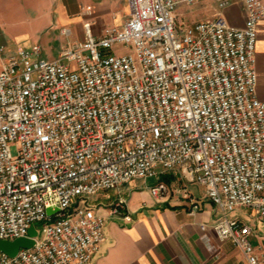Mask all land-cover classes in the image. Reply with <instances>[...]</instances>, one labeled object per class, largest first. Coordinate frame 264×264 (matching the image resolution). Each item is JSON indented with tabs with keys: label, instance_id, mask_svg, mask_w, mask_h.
Returning <instances> with one entry per match:
<instances>
[{
	"label": "built area",
	"instance_id": "built-area-1",
	"mask_svg": "<svg viewBox=\"0 0 264 264\" xmlns=\"http://www.w3.org/2000/svg\"><path fill=\"white\" fill-rule=\"evenodd\" d=\"M129 1L120 27L92 36L85 23L86 37L54 59L34 44L1 63L0 240L27 237L31 226L37 234L30 248L1 252L0 264L89 263L105 219L86 197L178 167L221 211L219 239L264 264L250 226L228 216L243 206L264 222V100L254 68L264 0H244L241 27L221 16L178 20V4L207 0ZM165 190L150 187L154 196ZM124 208L118 197L111 213L129 219Z\"/></svg>",
	"mask_w": 264,
	"mask_h": 264
},
{
	"label": "crops",
	"instance_id": "crops-1",
	"mask_svg": "<svg viewBox=\"0 0 264 264\" xmlns=\"http://www.w3.org/2000/svg\"><path fill=\"white\" fill-rule=\"evenodd\" d=\"M129 14V0H0V44L5 47L0 67L6 55L34 44L39 45L41 57L54 59L68 42L86 37L85 23L92 36H99L105 27H120ZM176 14L184 24L221 16L230 26L241 27L245 2L227 0L223 6L216 0L180 3ZM254 57L256 95L264 100V19L257 25ZM157 183H163L166 190L154 196L150 187ZM143 187L145 196L137 197ZM110 190L114 197L108 203H89L104 216L105 240L87 264H248L241 249L230 240L219 239L214 224L221 211L204 187L187 180L179 167L134 178ZM118 197L125 200L123 214L129 219L111 213ZM246 213L250 241L264 259V222Z\"/></svg>",
	"mask_w": 264,
	"mask_h": 264
},
{
	"label": "rangeland",
	"instance_id": "rangeland-1",
	"mask_svg": "<svg viewBox=\"0 0 264 264\" xmlns=\"http://www.w3.org/2000/svg\"><path fill=\"white\" fill-rule=\"evenodd\" d=\"M114 49H115V52L116 53H120L121 52V45L120 44H116L114 46ZM11 151L13 154H15V146L14 144L11 145ZM136 181H139L136 179ZM147 190L143 187L141 188L139 191H137L136 193V196L137 197H140V198H143L145 196V192ZM109 194V196H105ZM113 195L111 194V190L108 189V190H100L98 192H96L94 195L92 196H87L86 198V201L88 203L90 202H100V203H103V204H106L108 203L109 201H111L113 199ZM116 201V200H115ZM113 201V202H115ZM246 208L241 206V207H236L234 208L233 210H230L228 211V216L230 217H234V216H237L239 217L243 222L249 224L250 223V216L246 213Z\"/></svg>",
	"mask_w": 264,
	"mask_h": 264
},
{
	"label": "water",
	"instance_id": "water-1",
	"mask_svg": "<svg viewBox=\"0 0 264 264\" xmlns=\"http://www.w3.org/2000/svg\"><path fill=\"white\" fill-rule=\"evenodd\" d=\"M49 211V210H48ZM36 229L31 226L28 230L27 237H19L13 240H0V253H6L9 256H14L20 248H30L34 244L33 237L36 236Z\"/></svg>",
	"mask_w": 264,
	"mask_h": 264
}]
</instances>
